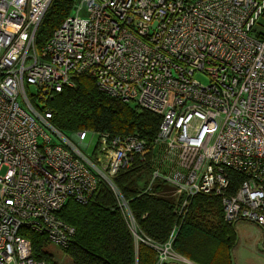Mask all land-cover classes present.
<instances>
[{
  "label": "built area",
  "instance_id": "1",
  "mask_svg": "<svg viewBox=\"0 0 264 264\" xmlns=\"http://www.w3.org/2000/svg\"><path fill=\"white\" fill-rule=\"evenodd\" d=\"M54 1L0 0V264H53L34 257L29 233L68 248L77 230L62 210L102 184L135 229L114 179L142 166L146 192L173 188L175 233L193 199L211 196L228 225L260 226L264 249V0H82L39 45ZM81 77L156 115V135L58 130L50 102ZM89 133L96 162L79 147Z\"/></svg>",
  "mask_w": 264,
  "mask_h": 264
},
{
  "label": "trees",
  "instance_id": "2",
  "mask_svg": "<svg viewBox=\"0 0 264 264\" xmlns=\"http://www.w3.org/2000/svg\"><path fill=\"white\" fill-rule=\"evenodd\" d=\"M74 5L75 0L53 2L38 34L39 45L63 23ZM50 107L55 114L52 124L65 134L97 130L153 138L160 124L156 115L100 92L88 77H81L77 88L65 89ZM145 175L150 177L151 170L142 166L114 179L134 218L135 229L107 184L100 185L88 205L73 201L66 205L60 216L77 230L70 246L63 248L72 264H169L161 262L157 247H165L173 234L171 251L176 255L194 264H230L229 253L236 246L237 233L224 221L220 200L196 196L175 233L180 217L173 188L158 180L146 192L151 178L141 185ZM28 237L34 257L52 262L44 251L46 238L34 233Z\"/></svg>",
  "mask_w": 264,
  "mask_h": 264
},
{
  "label": "rangeland",
  "instance_id": "3",
  "mask_svg": "<svg viewBox=\"0 0 264 264\" xmlns=\"http://www.w3.org/2000/svg\"><path fill=\"white\" fill-rule=\"evenodd\" d=\"M75 2L81 5L82 0H75ZM85 14L86 8H82V10L80 11V16L84 17ZM72 15H76V12L74 10L72 12ZM198 78L203 84H207L208 79L206 77L198 76ZM29 89L31 93L34 87L32 86ZM135 106L137 105L131 104V107L136 108ZM219 122L222 123V120H220ZM97 140V136H93L91 133H89L88 138L84 144L90 146L84 148V146L79 145L84 154L89 156L90 159L94 162H96L95 152L97 148ZM152 160L153 158L151 157L148 159V162H150L151 164ZM144 165H146V163ZM149 178L150 177L148 175L143 176L141 185H144V183L148 181ZM235 230L237 233V241L236 246L229 253V259L231 261L230 264H264V249L260 244V240L262 239V230L260 226L253 223L241 222L236 225ZM44 251L51 256L52 262H54L55 264H72L71 259L66 254V251L55 244L48 242L44 246ZM166 261L169 264H194L189 260L185 261L179 256H173L170 254L169 258Z\"/></svg>",
  "mask_w": 264,
  "mask_h": 264
}]
</instances>
